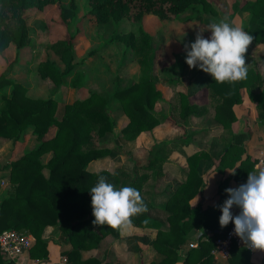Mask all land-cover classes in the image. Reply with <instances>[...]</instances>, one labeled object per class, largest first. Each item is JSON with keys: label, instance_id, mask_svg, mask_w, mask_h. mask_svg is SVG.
<instances>
[{"label": "trees", "instance_id": "obj_1", "mask_svg": "<svg viewBox=\"0 0 264 264\" xmlns=\"http://www.w3.org/2000/svg\"><path fill=\"white\" fill-rule=\"evenodd\" d=\"M77 0H70L74 7ZM90 5V15L97 24L118 22L124 18L140 21L145 14L157 16L162 21H171L183 14L189 7L201 4L205 12L214 14L207 0H86ZM60 0H0V52L15 45L20 52L29 44L28 22L25 16L29 10H42ZM243 11L250 14L248 25L243 29L253 37L252 43L264 45V0H247ZM73 36L57 40L51 50L65 64L61 72L49 59L38 64V73L49 78L55 85L56 93L65 75L74 67ZM114 38L133 50L140 74L125 85V79L114 78L115 89L112 94L90 92L82 99L59 105L50 95L48 98H35L27 94V87L0 75V138H19L26 129L36 135L38 145L9 163V193L0 201V232L5 229L26 231L34 241L27 253L31 259H48L47 240L42 233L47 226L60 230L59 240L70 245L63 251L66 264H121L118 261H101L96 257L83 258L82 252L97 247L107 237L119 238L120 229L93 225L91 195L99 176L103 175L116 188L131 186L142 195L148 211L132 218V226L156 230L149 244L159 255L158 260L148 264H176L179 250L185 248L183 264H212L210 251L214 239L223 234L219 226L222 214L220 205L225 201V189L231 179L238 185L246 183L248 173L254 168L257 159L246 153L245 141L250 134H234L233 123L237 120L234 105L243 101L242 90L255 103L257 117L264 126V76L253 67H248L247 78L235 83H216L210 76L203 87L206 102L201 105L191 103L188 96L180 94V115L183 120L189 116L200 117L211 113L218 126L229 136L217 159L212 152L197 149L187 154L184 147L190 143L192 135L198 131L185 132V138L174 142H156L149 149L144 162L133 168L132 173L125 170L113 171L87 169L88 164L107 154L98 140L107 132L114 131L115 119L110 115L109 104L119 103L120 111L128 117L127 124L120 131L127 140H134L141 132H151L162 124L164 114L157 105L161 92L157 89L150 74L153 58L151 37L142 31L115 34ZM249 49V48H247ZM261 59L264 61V51ZM82 74L77 72L71 79V86L78 89ZM6 87H10L6 92ZM211 100H214L211 105ZM166 120V119H165ZM55 129L52 135L49 133ZM185 156L184 167L188 168L186 178L175 186L163 207L165 222L153 217L155 209L151 203V186L147 180L163 176L162 165L173 161L171 151ZM51 152L46 163L40 160L43 154ZM216 160V162H215ZM223 171H232L219 183L218 201L206 208L192 200L201 191L203 183L199 168L213 165ZM44 170H47L45 174ZM234 172V174H233ZM147 185V186H146ZM147 187V188H145ZM146 190V191H145ZM201 230L195 247L188 246L192 230ZM228 264H257L251 260V252L233 245L226 260ZM0 264H13L0 251Z\"/></svg>", "mask_w": 264, "mask_h": 264}, {"label": "rangeland", "instance_id": "obj_2", "mask_svg": "<svg viewBox=\"0 0 264 264\" xmlns=\"http://www.w3.org/2000/svg\"><path fill=\"white\" fill-rule=\"evenodd\" d=\"M207 1L214 14L205 12L201 4H195L171 21H162L157 16L145 14L140 21L124 18L118 22L97 24L89 13L90 5L86 0H77L74 7H70V0H60L57 4L48 5L42 10H29L25 14L29 32L28 47L17 52L15 45L12 44L0 52V75L6 72L8 79L21 80L29 85L27 94L31 97L48 98L53 95L60 106L82 99L90 92L112 94L116 76L124 78L126 85L140 74L133 50L116 40L114 35L127 32L139 35V31H142L151 37L153 45L154 55L150 74L161 92L157 109L164 114V121L151 132L144 131L134 140H127L120 131L127 124L128 117L120 111L118 101L113 100L109 108L111 117L115 119L114 131L107 132L98 140L102 147L108 149V152L103 157L91 161L87 169L91 171L121 169L132 173V169L148 157L149 149L154 143L178 141L180 145L182 144L180 139L186 136L184 131L192 132L193 130L198 131V134L195 138L192 135L187 150L192 148L208 150L212 152L213 158L217 159L229 135L218 126L211 113L200 117L189 116L185 120L180 115V94L188 96L193 103V92L197 89L195 86H203L207 78L211 76L198 68L189 69L185 63V46L195 41L199 29L206 31L207 26L214 21L226 19L234 27L244 29L248 25L250 14L241 9L247 0ZM203 35L208 38L211 33L204 32ZM69 36L74 37L72 40L74 67L64 76L63 83L55 93L54 83L49 78L44 79L39 75L38 64L44 59H49L63 72L65 64L51 50V47L55 41ZM248 48L245 53L246 64L264 76V61L261 59L264 45L251 43ZM77 72L82 74L78 89L71 86V79ZM9 88L6 87L3 90L8 92ZM242 96L243 101L240 104L243 103V105L237 110L242 124L239 132L244 131L243 134H250L252 137L254 132L259 134L258 128L262 124L257 117L255 103L249 99L246 90H242ZM210 102L213 105L214 100ZM2 105L3 101L0 97V106ZM54 132L55 129L49 135ZM192 141L197 142L194 147L191 145ZM37 145L38 140L31 129L24 130L19 138H0V201L10 190L9 163ZM171 152L174 160L163 164L162 168H186L184 154L176 150ZM50 157L51 152H48L43 154L40 160L46 163ZM209 167L212 166L207 165L205 168ZM44 172L47 174V170ZM147 184L152 183L147 182ZM150 193L151 202L155 200L151 198L153 194L160 195L159 190H154L153 193L150 191ZM158 197L161 199L164 196ZM48 227L50 226L46 228ZM46 228L42 233L43 239L47 238L48 247L49 244L52 247L56 246L57 255L62 256L57 259L59 264H66V257L63 255L65 249L61 244L62 241L59 240V228L51 226L47 231ZM123 232L127 234L128 228L123 229ZM125 241H127L126 238ZM136 245L137 241L129 246V251H134ZM98 246L99 249L107 248L105 245L98 244ZM123 249L125 251L126 247ZM27 253L12 262L23 261L21 264H32L30 261L26 263ZM253 255L255 263L264 264V255L261 253Z\"/></svg>", "mask_w": 264, "mask_h": 264}, {"label": "clouds", "instance_id": "obj_3", "mask_svg": "<svg viewBox=\"0 0 264 264\" xmlns=\"http://www.w3.org/2000/svg\"><path fill=\"white\" fill-rule=\"evenodd\" d=\"M210 32L205 38L203 33ZM253 37L226 19L211 22L207 30L196 33L195 41L185 46V63L189 69L198 68L218 84L245 80L248 65L245 53ZM234 174V172H233ZM93 225L126 229L132 218L148 211L141 193L134 187L116 188L103 175L89 190ZM227 199L219 207L221 229L234 224V235L252 251H264V170L248 173L246 183L225 189ZM239 209L234 215L233 209Z\"/></svg>", "mask_w": 264, "mask_h": 264}, {"label": "crops", "instance_id": "obj_4", "mask_svg": "<svg viewBox=\"0 0 264 264\" xmlns=\"http://www.w3.org/2000/svg\"><path fill=\"white\" fill-rule=\"evenodd\" d=\"M15 81H18L24 84L27 88L29 87V85H27L21 80H15ZM195 87H197V89L194 90L193 92V103H196V104L200 103L198 105H201L204 102H206L205 99L202 98L205 89L203 86H200L201 88L199 86H195ZM28 92H29V89H28ZM241 105H243V103L236 104L233 107L236 117L238 118V120L234 122L232 126L234 134L245 133L244 131L239 132L242 124H241L240 116L237 113V110L238 108H240ZM235 128L238 130H236ZM258 132L259 134L254 132V135L248 141H245L244 145L246 148V153L248 155H250L251 157L257 160H260L261 158L264 159V126L261 125V127L258 128ZM197 134L194 135L193 138H195ZM196 143L192 141L191 145H193L194 147ZM188 146H190V143L184 147V150L186 151V153L190 154L192 153V151L194 152L193 148L191 150H187ZM170 162L167 161L164 164L170 163ZM211 166L212 167H209V168H199V172L202 176L203 183L201 186V191L192 200V203L200 204L202 208H206L207 206L213 205L218 201V199L220 198V195L217 192L218 185L232 171L229 168H226L223 171H221L218 168H215L214 164ZM260 170H262V168H260V164L257 163L255 164L254 168L250 170V172L252 171L259 172ZM187 171H188V168H162L163 176L161 178L157 179V181H154L151 179L152 177H150L147 180L148 182L152 183L151 186H153L156 183L155 187H153V190L160 191L159 193L160 195L156 194L157 196H155L153 194V197H151V198H155V200L151 202L153 206L155 207V209L151 213L153 217L161 219L163 222H165V219H164L165 217L163 215V207L165 205V202L169 194L175 188V186L185 180ZM238 186L239 185L233 179H231L228 183V188H236ZM158 196H164V197H161V199H159L160 197ZM227 198L228 197L226 195L225 200ZM48 228H46V231ZM200 233H201V230L199 229H195L190 232L189 237H188L189 247H191L190 244H195L192 247L196 246L197 241H198V236L200 235ZM155 235H156V230L150 229V228H136V227L131 226L128 228L127 234H125L123 230L120 229V238L116 239V238L107 236L100 241L99 245H105L107 248L99 249V246L97 245V247L93 249L83 251L82 257L83 258L96 257L103 262L104 261H112V262L118 261L121 264H148L152 260L154 261L160 258L159 255L156 253V251L153 249V247L149 244V240L153 239ZM125 238L127 241H125ZM135 241H137V245L135 246L134 251L131 252L129 251V246L133 245ZM61 244L63 245L65 250H68L70 248V245L68 244H64L63 242ZM55 247H52L51 244H49L48 260L43 261V260H38V259H31L29 257L27 258L26 256V259H28L26 260V263L30 261L32 262V264L33 263L35 264H59V260L57 259H59V257H62V256L57 255L56 253L57 249ZM123 247H126L125 251ZM184 251H185V248L179 250L178 252L179 260L176 262V264H183ZM124 252L126 253L124 254ZM251 260L255 262L254 255H252ZM21 262L20 263L18 261L13 262V264H21ZM212 264H228V262L227 261H216L213 259Z\"/></svg>", "mask_w": 264, "mask_h": 264}, {"label": "built area", "instance_id": "obj_5", "mask_svg": "<svg viewBox=\"0 0 264 264\" xmlns=\"http://www.w3.org/2000/svg\"><path fill=\"white\" fill-rule=\"evenodd\" d=\"M257 163L260 164V168L263 170L264 159L261 158ZM232 211L235 215L238 213L239 209L234 208ZM233 233L234 224L230 222L229 227L223 232V234L214 239V244L210 251L212 259L216 261H226L230 256L233 245L246 248L252 255L255 253H261L264 255V251H252L245 247L241 240ZM33 241L34 237L26 231L5 229L0 232V251L6 259L15 260L29 251ZM194 245L195 244H190L191 247Z\"/></svg>", "mask_w": 264, "mask_h": 264}]
</instances>
